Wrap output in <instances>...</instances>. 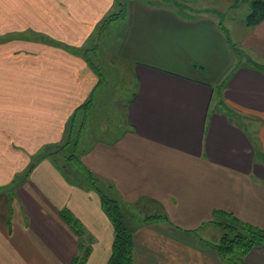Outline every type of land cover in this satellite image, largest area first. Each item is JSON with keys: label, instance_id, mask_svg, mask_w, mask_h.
Returning a JSON list of instances; mask_svg holds the SVG:
<instances>
[{"label": "crops", "instance_id": "1", "mask_svg": "<svg viewBox=\"0 0 264 264\" xmlns=\"http://www.w3.org/2000/svg\"><path fill=\"white\" fill-rule=\"evenodd\" d=\"M115 6L0 0V191L13 188L0 193V264H73L83 236L64 209L96 237L87 264H106L114 229L82 165L129 203L149 189L180 198L194 219L141 221L133 264H224L195 230L218 210L264 229V70L242 62L264 57V20L233 41L224 29L236 21L129 0L115 58L137 85L113 128L114 86L87 44ZM237 110L251 115V139L227 114ZM69 140L85 164L62 152ZM238 261L264 264V244Z\"/></svg>", "mask_w": 264, "mask_h": 264}, {"label": "rangeland", "instance_id": "2", "mask_svg": "<svg viewBox=\"0 0 264 264\" xmlns=\"http://www.w3.org/2000/svg\"><path fill=\"white\" fill-rule=\"evenodd\" d=\"M125 3V5L128 4L129 0H121ZM146 1H156L160 3H168L173 4L176 6V4L169 0H146ZM177 3H180L181 5H185V8L182 10L186 14H209L212 16H216V18L222 20V22L228 26L232 23L239 24L240 26L237 27V29L233 28L231 30L225 28L227 34L229 37H232V40L235 41V37L237 34H246L251 29L250 26H247L245 24L246 18L248 13L251 11V0H174ZM118 7V6H117ZM177 7V6H176ZM192 10H190V8ZM215 8H219V10H216ZM214 10V12H210L209 10ZM119 11V8L117 9L116 6L111 10L110 14L117 13ZM208 13H206V12ZM205 12V13H204ZM126 14V13H125ZM125 14H123L121 17L115 20H111L108 22L104 29H101L102 33L101 36L99 34H96V37H93L91 39V42L87 44L89 47L91 46H98L99 48L97 50L91 51L89 54L90 59L94 62V64L99 67L101 79L105 76L106 83H111V87L114 86V88H111V112L109 114V117H111V124L110 126L113 128H116L117 123L115 122V119L122 116V111L120 108L124 106V104L128 103L133 95H134V89L136 87V81H129L130 76L127 75V71H125L126 65L119 61L117 58H115V52L117 49L118 42L120 40V34L122 33V29L124 26V18ZM233 18L235 20H233ZM233 21V22H232ZM232 22V23H231ZM85 45V46H87ZM241 48V47H240ZM241 52V51H240ZM115 58V59H114ZM250 59L242 58L243 63H250L254 64V66L261 65L264 63V57H261L255 52H250ZM123 67V68H122ZM257 68V67H256ZM264 70V68H262ZM104 75V76H103ZM132 78V77H131ZM229 112V113H228ZM227 114H230V111H228ZM233 111L230 114V117L234 120H240L243 121V129L245 133L248 135L249 131L248 129H251V115L245 114L242 116L240 113H238V110ZM122 126V125H121ZM122 128V127H121ZM249 136V135H248ZM250 138V136H249ZM251 139V138H250ZM72 142V141H71ZM67 147L64 145L62 152L64 150L68 154H76L79 158L80 162L85 164L81 159L80 156L83 151L76 150L75 145L71 146L70 140L67 142ZM45 152V150H43ZM47 151V150H46ZM86 166V165H85ZM27 174V172L25 173ZM99 177L98 174L92 173V176ZM96 175V176H95ZM84 182H87V184H91L94 187L101 188L106 190L108 193L112 194L116 199L120 200L121 202V208L123 210V213L125 215V218L129 224L130 227L136 228L139 226V223L142 221V219L148 215L151 214H159L163 215L164 218H166L168 221L169 216H171L173 213L176 218L179 216L182 217V219H177L180 224H183V222L186 223H194V219H188L187 214H184L183 211L187 210L185 208V205L183 204L182 200L175 196H157L153 193H150L149 189L147 191L149 193H146L142 195L139 199L132 203H129L125 199L126 196L123 195V193H119L118 189H116L115 182L113 183V186L108 190V184L110 183L108 179L99 177V179L95 178L92 180L91 173H84ZM108 180V181H106ZM3 191L0 193H6L8 194L10 191H13L12 187H4L2 189ZM4 195V194H3ZM13 196L12 194H10ZM179 213V214H176ZM233 220H236V216L234 214L225 212V211H215L211 216L210 220L205 219L195 230H199V237L203 239L204 243H207L208 241L212 242H218L223 233L224 229L220 227L219 225L215 224L214 222H232ZM82 230V229H81ZM82 233V232H81ZM84 235L81 238L83 248L79 252L78 255V261L76 264H87L89 259L94 253V245L93 242L95 241L96 237L93 235H89L87 230L83 231ZM82 233V234H83ZM137 246V245H136ZM136 252V247H135ZM136 254V253H135ZM134 254V257H135ZM240 252L238 250H234L231 254L228 255V259L224 261V264H235V261H238L240 257ZM233 262V263H232ZM240 263V261H238Z\"/></svg>", "mask_w": 264, "mask_h": 264}, {"label": "trees", "instance_id": "3", "mask_svg": "<svg viewBox=\"0 0 264 264\" xmlns=\"http://www.w3.org/2000/svg\"><path fill=\"white\" fill-rule=\"evenodd\" d=\"M119 7L117 13L109 14L105 19L101 29H104L106 24L111 20L118 19L126 12V5L121 0H116ZM176 4L180 14L184 16H190L186 14L182 9L185 8V5H181L174 0H169ZM150 2V1H149ZM152 2V1H151ZM251 11L248 13L245 24L248 26H256L264 20V0H251ZM183 7V8H182ZM190 8V7H189ZM190 10H192L190 8ZM222 26V23H221ZM258 68H264L263 65H258ZM228 81L222 83L225 85ZM232 112H230L231 114ZM68 160H75L80 165L79 158L76 154H72L67 157ZM84 170L87 173H91L85 166L82 165ZM96 177L92 176V180ZM112 187L111 184H108V190ZM101 195V204L102 208L106 212L109 220L111 221L114 229V234L111 243V253L106 262V264H133L134 254L136 247V228L130 227L123 210L121 208L120 200L116 199L112 194L108 193L106 190L101 189L100 187H95ZM62 216L73 226L77 235L80 237L83 229V225L75 217L69 209L62 210ZM168 221L163 215L151 214L142 219L143 222L150 221ZM224 229V233L221 239L218 242L208 241L207 244L212 245L220 254V256L226 260L228 255L231 254L234 250L240 252V257H244L253 247L260 246L264 244V229L257 227L255 225L243 222L236 218L232 222H214ZM196 232V231H193ZM83 247V244L81 245ZM78 257L73 260V264H76Z\"/></svg>", "mask_w": 264, "mask_h": 264}]
</instances>
